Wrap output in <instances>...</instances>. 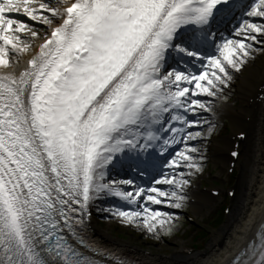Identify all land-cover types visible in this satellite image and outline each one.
I'll return each instance as SVG.
<instances>
[{
	"label": "snow or ice",
	"instance_id": "6c2138e0",
	"mask_svg": "<svg viewBox=\"0 0 264 264\" xmlns=\"http://www.w3.org/2000/svg\"><path fill=\"white\" fill-rule=\"evenodd\" d=\"M257 51L264 0H0V264H108L86 239L101 199L126 225L172 233L163 209L185 206L208 159L204 114ZM232 264H264V226Z\"/></svg>",
	"mask_w": 264,
	"mask_h": 264
},
{
	"label": "bare ground",
	"instance_id": "6f19581e",
	"mask_svg": "<svg viewBox=\"0 0 264 264\" xmlns=\"http://www.w3.org/2000/svg\"><path fill=\"white\" fill-rule=\"evenodd\" d=\"M35 31H38L41 35H45L48 29L44 26L41 28L34 27ZM34 52L38 50L39 42H35ZM19 58L29 59L31 56L24 53L20 55ZM18 60V58H17ZM250 60L245 68H243V76L238 79V89L239 95L238 99L241 102L238 106L229 105V108L226 110L224 108L220 109L221 118L227 119L231 117V120H234L236 125L240 126L243 123L241 118L251 117L253 113V106L247 107L248 97L252 96L254 92L258 89L262 78L264 77V67L258 65L257 62ZM242 104V105H241ZM252 105H255L253 103ZM234 107V108H233ZM239 109V112L235 111ZM217 111L215 112V116L211 114V116L218 118ZM230 115V116H229ZM207 117V116H206ZM209 118V117H207ZM240 121V123H239ZM250 124H246L245 127H249ZM238 130V129H236ZM227 144V145H226ZM232 143H222L218 144L214 147V154H220V152H224L226 147H230ZM253 153L251 151L250 146L247 147V155L243 158L241 162V173L242 176L239 182V192L238 196L235 199L233 209L229 214L227 221L223 224L220 230L213 231L211 235V242L209 243L206 251L203 253L193 252L192 254H187L182 250H178L171 254L172 261L165 260L159 257V255L154 256L150 253L148 256H144L143 260L147 263L151 264H219L221 261H225L228 255L232 253L235 248L239 245L240 237L245 233V230L249 228V223L251 221L257 220L255 213L259 208L258 205V194L254 196V198L250 201H247L248 197V188L249 182L251 184L258 185L260 192L264 188V171L260 165L252 166L253 164ZM223 161V159H221ZM255 175L252 178V173ZM252 178V179H251ZM253 188V186H252ZM253 189H249V193H252ZM259 192V194H260ZM193 197H199L197 194H192ZM205 201V202H204ZM205 203V204H202ZM200 204L198 205L199 210L203 208L204 205L207 204L206 200L201 199ZM199 213H201L199 211ZM99 217V216H97ZM107 227L104 229L100 226V223L97 219L91 218L88 225V232L93 234L94 239L99 241L101 244L108 245L114 250H118L122 253H125L127 249H130V244H121L118 242H114L112 238V234L110 231L115 227V224L111 221H107ZM183 247V246H181ZM134 256H139V254L134 253ZM142 257V256H141Z\"/></svg>",
	"mask_w": 264,
	"mask_h": 264
},
{
	"label": "rangeland",
	"instance_id": "374dc122",
	"mask_svg": "<svg viewBox=\"0 0 264 264\" xmlns=\"http://www.w3.org/2000/svg\"><path fill=\"white\" fill-rule=\"evenodd\" d=\"M263 53L264 51H257L251 60L255 61L254 63L257 62V64H259V62L262 63L264 61ZM239 73L234 74V78L232 81L233 83H235V81L237 80L238 78L237 75H239ZM232 91H234V87H231V88L229 87L225 89L224 96L228 97V95ZM230 97H231V94H230ZM220 99H223V97H221ZM221 135L222 133L221 134L213 133L211 134V136H209L205 140L204 147H206L207 149V157H209V154H210L208 153L209 149H212L213 144H214L209 140L210 137H214L219 140H222L219 138ZM211 169L212 168L209 165L207 172H210ZM222 208L223 206L219 205L217 209V214L212 216V218H208V216H205L203 214L199 216V221L202 223L204 231L206 233L207 231L208 233L210 231L206 239H204L203 235L200 236L199 234H197V231H195V229L190 228L187 225L186 206H184L182 209H175L176 211L180 213V215L176 214V216L179 217V220L175 226H177L178 228H175V231L173 230V232L170 234H162L159 236H155V235L148 233L143 228L126 225L125 223L121 221H117V220L112 221L114 222L115 227L112 229V231H110V233L114 236L115 239L118 238L119 241L122 243L130 242V243H135L137 245L139 244V246L144 248L145 251H148V252L151 251V252H154L155 254H165V255L171 256V254L176 252L179 248H181V246L187 247L190 249L193 248L195 251L203 252V251H206L209 243L212 240L211 235L213 231H217L221 229L222 225H219L218 223L219 225L218 227V225L216 224V220H218V222H224L226 219V216L225 215L222 216V211H220ZM98 221L101 222V226L104 229L107 227V224H108L107 221L106 222H102L100 220ZM182 232H185V233L181 234Z\"/></svg>",
	"mask_w": 264,
	"mask_h": 264
}]
</instances>
